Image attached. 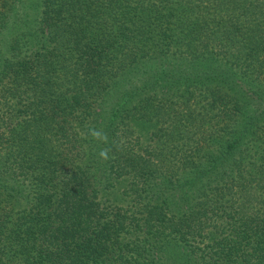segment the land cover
Returning <instances> with one entry per match:
<instances>
[{
	"label": "trees",
	"instance_id": "1",
	"mask_svg": "<svg viewBox=\"0 0 264 264\" xmlns=\"http://www.w3.org/2000/svg\"><path fill=\"white\" fill-rule=\"evenodd\" d=\"M0 264H264V0H0Z\"/></svg>",
	"mask_w": 264,
	"mask_h": 264
},
{
	"label": "clouds",
	"instance_id": "2",
	"mask_svg": "<svg viewBox=\"0 0 264 264\" xmlns=\"http://www.w3.org/2000/svg\"><path fill=\"white\" fill-rule=\"evenodd\" d=\"M93 139H96V140H101L102 142L104 143H107L108 142V137L107 135L102 132L101 130H97L95 128H90L89 129V133H88ZM111 151L110 148L106 147V148H103L99 151V157L104 160V161H107L110 156H109V152Z\"/></svg>",
	"mask_w": 264,
	"mask_h": 264
}]
</instances>
